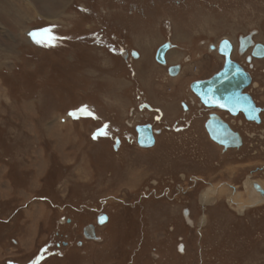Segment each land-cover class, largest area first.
<instances>
[{
	"label": "rangeland",
	"instance_id": "374dc122",
	"mask_svg": "<svg viewBox=\"0 0 264 264\" xmlns=\"http://www.w3.org/2000/svg\"><path fill=\"white\" fill-rule=\"evenodd\" d=\"M254 5L0 0V264H264V232L249 228L245 217L229 213L219 221L213 213L204 223L202 204L192 200L191 228L180 213L183 201L140 200L152 181H180L185 160L195 155L190 146L182 148L198 139L174 138L173 148L154 159L150 151L140 156L136 148H113L116 135L131 134L126 123L143 112L140 89L154 101L170 100L165 70L154 59L157 47L171 40L175 60L187 43L199 42L195 33L211 40L245 28L239 19ZM46 28L51 32H38ZM34 31L44 43L35 42ZM127 49L140 52L132 64L122 57ZM108 195L121 199L104 201L112 216L98 228L103 240L86 241L90 206L101 208V197ZM64 227L78 232L83 244L57 246V231Z\"/></svg>",
	"mask_w": 264,
	"mask_h": 264
},
{
	"label": "flooded vegetation",
	"instance_id": "af4514ba",
	"mask_svg": "<svg viewBox=\"0 0 264 264\" xmlns=\"http://www.w3.org/2000/svg\"><path fill=\"white\" fill-rule=\"evenodd\" d=\"M249 13V16L239 19L246 24L241 30L223 33L211 40L202 39L203 34L195 33L193 37H197L199 42L187 43L186 52L175 57V60L171 58L173 55L178 56L176 45L171 40H167L171 41L174 47L166 53V64L156 59L160 44L154 59L165 70L164 82L170 100L157 98L154 101L144 89L138 90V96L141 97L138 100V108L143 112L134 123H126L131 134L125 129V133L116 135L113 148L117 151L129 149L130 152L132 148H136L140 156L143 155L142 152L150 151L148 158L154 159L157 156L156 152L161 154L162 149L168 151L169 148H173L170 143L174 138L176 140L182 138L183 141L186 138V142L192 137L198 139L196 145L190 140L191 144H186L182 148L188 151L190 146L195 155L192 160L194 165L191 160H185L186 165L183 164V169L178 174L180 181L172 177L168 180V184L164 182L165 187L159 190L158 188L163 185L158 181H152V185L143 190L140 200L154 197L180 203L183 201L185 204L188 201L199 200L202 205L198 207L204 223L209 222V215L213 213L214 220L219 221H222L220 216L224 217L231 213L235 217H245L249 228L254 227L256 232L262 233L264 232V0H255L253 11L251 13L250 10ZM132 50L135 49L122 52V57L128 64H132L133 60L139 59L140 56L139 50L138 57L133 56ZM170 51L172 54L169 55ZM229 69L234 70L230 75L234 86L229 87L227 91L217 93L216 85L212 87L194 85ZM175 71V74L172 73ZM135 108L136 106L130 108L129 115H134ZM141 125L148 126L152 130L154 145L139 144L140 135L137 127ZM162 141L164 144H161ZM146 157L143 156L142 159ZM171 160L172 158L170 166L173 167ZM208 190L212 192L205 193ZM101 198V208L90 206V210L94 213L92 222L83 226L82 235L86 241L102 242L103 236L98 234V228L105 227L112 216L110 209L105 208L108 203L104 201L121 199L114 195ZM181 206L183 221L188 227L194 228L192 208L195 206L191 207L188 204ZM186 212L191 222L186 217ZM104 216H106L105 222L100 223V219L104 220ZM68 222L70 223L71 220ZM90 224L94 225L99 240L85 236V227ZM171 229L175 231L176 226H171ZM57 234L60 238L57 241L59 247H68L74 241L76 246L83 244L80 237H77L79 233L73 231L72 227L58 229ZM181 244L184 246L183 242H180L178 250L183 253L185 250L183 247L180 250ZM72 250L76 252L75 249H71V252ZM158 255L160 256L159 253ZM168 260L169 258L165 257V262Z\"/></svg>",
	"mask_w": 264,
	"mask_h": 264
},
{
	"label": "water",
	"instance_id": "95a60500",
	"mask_svg": "<svg viewBox=\"0 0 264 264\" xmlns=\"http://www.w3.org/2000/svg\"><path fill=\"white\" fill-rule=\"evenodd\" d=\"M172 47H174V44L171 41H167L163 44H161L156 52V59L158 60V62L162 63V64H166V53L169 49H171ZM132 54L135 57L139 56V52L138 50H132ZM234 72L233 69H229L223 73H219L217 75H215L213 78L206 80V81H202L200 83H195L194 85L197 86H202V87H212L214 85H216V92L217 93H221L223 91H227L230 88H233L231 86H234V81L232 80V78L230 79V75ZM172 73H176L172 72ZM145 125H141L138 126L137 129L139 131V144L142 146H152L154 145L155 141H154V134H152V130ZM186 217L188 218L189 222H191V219L188 217L187 212L185 213ZM106 220V216H104V220L100 219V223H104ZM85 236L89 239H99L96 236L95 230H94V225H88L85 227L84 230ZM182 249V244L180 246V250Z\"/></svg>",
	"mask_w": 264,
	"mask_h": 264
},
{
	"label": "snow or ice",
	"instance_id": "6c2138e0",
	"mask_svg": "<svg viewBox=\"0 0 264 264\" xmlns=\"http://www.w3.org/2000/svg\"><path fill=\"white\" fill-rule=\"evenodd\" d=\"M38 32L39 33H50L51 32V29H48V28H46V29H40V30H38ZM38 32L34 31V32L30 33V35L34 38V40H35L36 43H38V44L39 43H44V41L36 40L35 39V37L38 35ZM55 39H56V37L54 35L53 36H50L49 37V42L50 41H54Z\"/></svg>",
	"mask_w": 264,
	"mask_h": 264
},
{
	"label": "bare ground",
	"instance_id": "6f19581e",
	"mask_svg": "<svg viewBox=\"0 0 264 264\" xmlns=\"http://www.w3.org/2000/svg\"><path fill=\"white\" fill-rule=\"evenodd\" d=\"M175 52H176V51H175ZM169 53H170V52H169ZM211 192H212L211 190H208V192H205V193H208V194H209V193H211ZM212 194H213V193H212ZM206 198H207V197H206Z\"/></svg>",
	"mask_w": 264,
	"mask_h": 264
}]
</instances>
